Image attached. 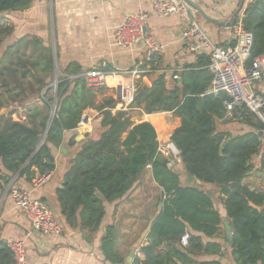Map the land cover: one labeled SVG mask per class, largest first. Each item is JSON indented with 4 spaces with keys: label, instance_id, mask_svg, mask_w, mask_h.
Segmentation results:
<instances>
[{
    "label": "trees",
    "instance_id": "16d2710c",
    "mask_svg": "<svg viewBox=\"0 0 264 264\" xmlns=\"http://www.w3.org/2000/svg\"><path fill=\"white\" fill-rule=\"evenodd\" d=\"M33 1L0 0V46L15 30L4 14H22ZM243 24L253 35L249 66L264 55V0H255L245 9ZM235 43L233 40L231 45ZM155 60L141 66L150 71L142 77L148 75L152 85L142 90L144 84L139 81L132 109L140 114L168 112L180 118L181 125L171 142L180 153L186 174L203 184L215 185L224 197L235 264H264V193L252 192L243 184L256 170L252 159L261 152L264 124L249 115L239 122L254 132L233 137L218 130V122L227 119L229 97L224 92L210 93L212 74L207 53L198 54L195 65L185 66L171 80L166 79L165 72L157 71ZM57 71L55 90L53 47L36 35L23 36L0 59V111L34 100L28 107L27 121L14 120L13 109L0 114V186L2 182L9 184L19 171L28 181L35 177L33 168L40 174L54 171L50 145L59 147L64 133L77 129L87 109L97 110L101 133L98 138L81 141L64 176L63 188L58 191L67 226L95 233L106 215L105 203L121 201L149 172L163 190L162 208L152 224L148 244L141 248L142 257L132 264H221L190 258L194 253L218 255L222 252L220 243H204L195 235H189L187 247L180 243L188 229L210 239L220 238L225 233L224 221L209 193L199 186L183 185L172 168L173 162L159 151L155 127L148 122L135 123L131 111L116 110L118 101L113 97L98 103V95L108 89L88 85L83 76L86 71L78 63L64 68L58 65ZM105 71L115 72L110 67ZM55 103L53 122L43 140ZM76 144L75 139L70 141V146ZM116 243V228L110 226L101 239V252L107 262L124 264ZM0 264H14L11 250L1 240Z\"/></svg>",
    "mask_w": 264,
    "mask_h": 264
},
{
    "label": "crops",
    "instance_id": "0c3cea01",
    "mask_svg": "<svg viewBox=\"0 0 264 264\" xmlns=\"http://www.w3.org/2000/svg\"><path fill=\"white\" fill-rule=\"evenodd\" d=\"M157 1L172 0H34L30 9L22 14H4L13 22L15 30L12 34L14 38L12 43L8 42L10 37L5 38L0 59L8 47L20 38L36 35L53 47V52L57 56V69L58 65L64 68L76 62L86 72L94 67L106 66L117 73L125 74L136 65L145 64V52L141 48L130 52L113 46L114 28L127 15L145 12L148 14L147 33L165 46L164 52L156 57L155 66L158 72L166 73L167 80H171L174 73L182 71L187 65L197 63V55L186 52L181 37L191 21L197 22L213 43L227 47L233 42L232 26L235 19L244 13L247 6L246 0H190L208 19L223 24L216 25L193 8L188 14L159 17L154 10V4ZM149 72L147 70V73ZM139 81L143 84L149 83V87L152 85V79L148 75L137 80ZM253 90L258 96L264 97V75L253 84ZM106 94L102 96L108 98ZM97 102H103L102 98L97 99ZM4 109L8 114V108H3L0 114ZM22 109L21 114L16 112L13 115L14 120L29 119L28 107ZM85 112L94 125L92 124V127L83 134L78 129L65 132L63 143L59 147L50 145L55 169L51 173L50 181L33 192V197L45 202L53 210L56 220L64 228L62 236H45L33 232L10 195L12 188L31 192L33 179L40 175L37 168H33L36 174L31 181H28L19 171L12 176L9 184L1 183L0 240L5 243L9 240H26L28 264H111L105 260L101 252V239L110 226L116 228V247L124 256V264H128L126 261L130 254H134L137 248L148 244L152 224L162 208L160 202L163 198V190L147 172L121 201L105 203L106 215L98 231L91 233L88 230L71 229L67 226L66 219L61 213L58 191L63 188L64 176L76 158L81 141L87 137L98 138L101 133L99 112L94 109H87ZM131 116L135 123L148 122L155 127L160 147L171 143L172 134L181 125L180 118L168 112L140 114L138 110L132 109ZM218 130L227 132L233 137L254 132L253 128L239 120L228 118L218 122ZM260 136H263L261 152L252 159L256 170L243 180L244 186L255 193H264V169L261 168L264 132H261ZM73 139L77 141V144L70 146V141ZM172 168H175L176 173L181 176L184 186H199L209 193L223 221L228 222L227 212L222 203L224 197L220 196L218 187L203 184L195 178L188 181L191 176L186 174L179 156L173 162ZM3 173L8 174L4 169ZM187 233L202 237L204 243L212 242L222 245L220 254L194 253L190 256L193 261L235 264L226 231L220 238L214 239L190 229ZM135 259L137 257L134 255L132 262Z\"/></svg>",
    "mask_w": 264,
    "mask_h": 264
},
{
    "label": "built area",
    "instance_id": "2783aa9c",
    "mask_svg": "<svg viewBox=\"0 0 264 264\" xmlns=\"http://www.w3.org/2000/svg\"><path fill=\"white\" fill-rule=\"evenodd\" d=\"M255 0H246V8ZM155 13L159 17H170L178 14H188L191 7L184 0L157 1L154 4ZM148 14L138 12L127 15L114 28L112 45L124 51H135L141 48L145 52V61L152 62L161 55L165 46L147 33ZM232 36L235 45L227 47L213 43L198 23L191 21L182 33V43L190 54L207 53L210 57L209 69L212 74L211 94L226 93L227 118L243 120L249 115L256 116L264 124V100L253 90V84L264 75V55L252 61L248 66L253 45V35L246 32L243 24V14L235 19L232 26ZM107 67H94L83 76L88 85L105 87L115 92L118 101L116 110L131 111L137 92V80L147 73L140 65H136L125 74L105 71ZM149 68V67H148ZM178 78L177 75L174 76ZM55 86V85H54ZM92 127V121L85 112L78 124V131L85 133ZM159 151L171 162L180 153L171 142L159 146ZM51 173L40 174L33 179L32 191L24 192L16 188L10 190L16 208L30 224L32 231L45 236L60 237L64 228L56 220L53 210L45 202L33 197V192L45 186L51 179ZM181 245H189V234L182 236ZM8 248L13 254L14 264H28L29 254L26 240H9ZM137 258L142 257L141 248L134 252Z\"/></svg>",
    "mask_w": 264,
    "mask_h": 264
},
{
    "label": "water",
    "instance_id": "95a60500",
    "mask_svg": "<svg viewBox=\"0 0 264 264\" xmlns=\"http://www.w3.org/2000/svg\"><path fill=\"white\" fill-rule=\"evenodd\" d=\"M191 8L197 10L202 16H204L206 19H208L205 14L199 9V7L197 5H195L193 2H191L190 0H184ZM210 22H212L213 24H216V25H223V24H220V23H217L215 21H212L210 19H208ZM54 61H55V64H56V69H57V56H56V53H54ZM57 75V74H56ZM57 85H58V79H57V76H56V81H55V90L57 88ZM146 88H149V83H145L142 87V90L146 89ZM56 96V94H55ZM55 109H56V103H55V106H54V109H53V112H52V116H51V120L48 124V128L44 134V137H43V140H45L46 136H47V133L50 129V126L53 122V117H54V114H55ZM6 110L4 109L1 114H6ZM42 140V141H43ZM223 151V148L221 149V152ZM194 178L193 177H189L188 181H192ZM224 226H225V231H226V234H227V240L229 242V244H232V232H231V227L229 226V223L228 222H224ZM133 257H134V254L131 253L130 256H129V259H127V263L128 264H131L132 263V260H133Z\"/></svg>",
    "mask_w": 264,
    "mask_h": 264
},
{
    "label": "rangeland",
    "instance_id": "374dc122",
    "mask_svg": "<svg viewBox=\"0 0 264 264\" xmlns=\"http://www.w3.org/2000/svg\"><path fill=\"white\" fill-rule=\"evenodd\" d=\"M10 38L8 39V42H13V37H12V35L11 36H9ZM3 45V44H2ZM2 45L0 46V55H1V53H2V50H3V47H2ZM2 48V49H1ZM57 74V75H56ZM56 74H55V79H56V76H57V79H58V71L56 70ZM56 81V80H55ZM138 83L139 82H137V85H138ZM105 88V87H104ZM107 94V96H109V97H114L115 96V92L113 91V90H108L107 92H106ZM102 98V101H104L107 97H103L102 95L101 96H99L98 95V97H97V99H101ZM34 100H31V99H29L28 101H25V102H23V103H21V104H15V105H11L9 108V110H15L16 112H17V114H21L23 111H21V110H23L22 108H27V107H29V106H32L33 104H32V102H33ZM102 103V102H101ZM27 105V106H26ZM23 106V107H22ZM25 106V107H24ZM175 161V159L173 160V162Z\"/></svg>",
    "mask_w": 264,
    "mask_h": 264
}]
</instances>
